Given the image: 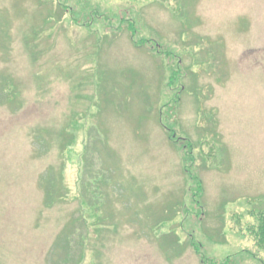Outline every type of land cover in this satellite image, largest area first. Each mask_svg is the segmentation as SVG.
<instances>
[{
    "label": "rangeland",
    "instance_id": "1",
    "mask_svg": "<svg viewBox=\"0 0 264 264\" xmlns=\"http://www.w3.org/2000/svg\"><path fill=\"white\" fill-rule=\"evenodd\" d=\"M260 213L264 0H0V264H264Z\"/></svg>",
    "mask_w": 264,
    "mask_h": 264
},
{
    "label": "trees",
    "instance_id": "2",
    "mask_svg": "<svg viewBox=\"0 0 264 264\" xmlns=\"http://www.w3.org/2000/svg\"><path fill=\"white\" fill-rule=\"evenodd\" d=\"M135 33V32H134ZM131 36H133V34H131ZM179 73L176 71L174 72L170 78L169 81L171 82L172 80H176V78L178 77ZM169 82V83H170ZM174 85V84H173ZM184 89V88H182ZM170 137H172V140H175V136L174 134H170ZM179 140V139H178ZM190 154V153H188ZM192 158H190L191 160ZM195 183H197L198 185L200 184V181L198 179H195ZM262 216V217H261ZM264 215L263 214H259L258 216V226H256L255 228H249V230L252 232L253 235H255V238H257V244H259V248H262V246H264ZM248 230V231H249ZM259 241V243H258Z\"/></svg>",
    "mask_w": 264,
    "mask_h": 264
}]
</instances>
